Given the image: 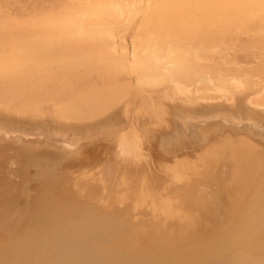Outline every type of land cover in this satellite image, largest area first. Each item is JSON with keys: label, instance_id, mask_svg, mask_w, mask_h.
<instances>
[{"label": "bare ground", "instance_id": "6f19581e", "mask_svg": "<svg viewBox=\"0 0 264 264\" xmlns=\"http://www.w3.org/2000/svg\"><path fill=\"white\" fill-rule=\"evenodd\" d=\"M84 3L0 19V264H264V0Z\"/></svg>", "mask_w": 264, "mask_h": 264}, {"label": "rangeland", "instance_id": "374dc122", "mask_svg": "<svg viewBox=\"0 0 264 264\" xmlns=\"http://www.w3.org/2000/svg\"><path fill=\"white\" fill-rule=\"evenodd\" d=\"M75 1H77V0H73V2H75ZM81 1L87 2V0H81ZM81 1H77V2L80 3ZM66 2H67V0H0V19H4L5 15L6 14H9L12 17H15V18L19 19L26 27L31 28L37 34H41L44 27H48L49 29H52L53 28V26H52L53 23L52 22L44 21L45 16L48 15L49 13H57L58 11L63 10L62 9L63 8L62 6H65L66 5L65 4ZM69 2H71V1L68 0V3ZM73 2H71V3L72 4H76V2L75 3H73ZM84 2H83V5L81 3L78 5V3H77L76 4L77 5V8H79L78 6H80V5L81 6H84V4L86 5V3H84ZM71 3L68 4V7L66 5L67 8H65L64 10H66V9L67 10L69 9L68 11H71V9L73 10V8H69V5H70V7L72 5ZM76 5H72V7H74ZM74 9H75V7H74ZM13 29L15 30L16 28H13ZM128 32H127V35L125 36L127 40H129V38H130L131 30L128 31ZM238 39H239L238 40L239 41V44L234 43L235 44V46H234L235 49H236L237 46H238L237 47L238 49L235 50L233 48L236 52H234V50L232 49V52L230 51V53H234L236 55V57H240V56L242 57V56H245V55L250 56L249 55L250 53L249 54H246V53H243L242 51L241 52H238L239 45L242 44L244 41H246L245 35L239 36ZM234 40H235V42H238V41H236L237 40L236 38ZM0 49H1V46H0ZM0 51H2V49ZM258 52L259 53H262V52H264V50H262V51H260V50H256L255 51L254 50V53L258 54ZM239 53H241V54H239ZM121 100L122 101H119L118 103L120 104L122 102V104L120 105V107H122V108H120L118 106V109L122 111L125 108V107L123 108V106H126L125 104H127V105L130 104L129 105V108L127 106V110L128 111L126 110L127 111V116L130 117V115H128V114H131V117L130 118H132V119H136V118L141 119V117H142L141 120L148 121L151 124L150 126H152V123H154V121H156V119L154 120V117H152L150 115H147V114L145 115L142 112L143 109L141 108L142 106H141V103H140L141 101H139L140 100L139 98H134V99H132V98H130V99L129 98H126V101L128 100L127 102L124 101L125 98L124 99H121ZM119 104H117V105H119ZM166 104L167 103H165L164 106H166ZM138 112H139V114H138ZM150 117H152V119ZM149 119L151 121H149ZM95 143H93L92 145L90 144L88 146L87 150H85L87 152L86 154L89 153L88 155H90V154L92 155V156L90 155L91 157H93V155H94L93 158H95V159H93L94 160L93 163H96L98 161V165L99 166L97 168H100V169H97L95 167L92 170L93 173H96L97 171L101 170V168L103 166L102 164H104V161H105L104 158L106 157V154L107 155L111 154L108 151L107 145L105 143L103 144V143H101V141H100V143H97V144H95ZM97 148H98V150H97ZM156 164L158 166L161 165L159 163H156ZM91 168H93V167H90L89 166V169H91ZM96 169H97V171H96Z\"/></svg>", "mask_w": 264, "mask_h": 264}]
</instances>
